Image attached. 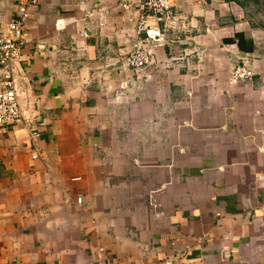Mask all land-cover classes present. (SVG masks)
Instances as JSON below:
<instances>
[{"label": "crops", "instance_id": "obj_1", "mask_svg": "<svg viewBox=\"0 0 264 264\" xmlns=\"http://www.w3.org/2000/svg\"><path fill=\"white\" fill-rule=\"evenodd\" d=\"M126 1L32 8L18 76L41 137L0 125V264H264V0H173L184 25L148 19L144 74ZM236 51L255 75L233 84Z\"/></svg>", "mask_w": 264, "mask_h": 264}, {"label": "built area", "instance_id": "obj_2", "mask_svg": "<svg viewBox=\"0 0 264 264\" xmlns=\"http://www.w3.org/2000/svg\"><path fill=\"white\" fill-rule=\"evenodd\" d=\"M39 4V0H16L15 16L6 24L0 34V125L23 123L31 133V140L35 144L41 137L38 121L40 108L35 106L27 109L22 104L26 95L23 89V79L18 76V69L23 60V47L27 38V22L32 16V8ZM133 0H127L123 6L133 7ZM140 18L137 25L138 36L133 39L132 50L124 57L128 66L140 74L153 63L155 46L162 44L160 28H153L149 18L163 23L166 29L179 27L184 21L182 15L176 14L173 9V0H144L140 5ZM238 54V63L230 72V82L238 84L241 81L251 80L255 75L253 65L249 60ZM37 158V154L33 155ZM82 202V198H78ZM99 258L95 264H126L118 261L108 263L102 255L105 249L98 251Z\"/></svg>", "mask_w": 264, "mask_h": 264}, {"label": "trees", "instance_id": "obj_3", "mask_svg": "<svg viewBox=\"0 0 264 264\" xmlns=\"http://www.w3.org/2000/svg\"><path fill=\"white\" fill-rule=\"evenodd\" d=\"M244 40H245V36H244V34L243 33H237L233 38H231V39H227V41L229 42V43H235V44H237L241 49H250V50H252V48L251 47H244L243 46V43H244Z\"/></svg>", "mask_w": 264, "mask_h": 264}]
</instances>
